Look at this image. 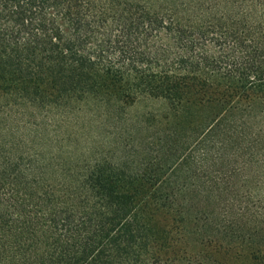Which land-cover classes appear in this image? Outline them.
Here are the masks:
<instances>
[{"label":"trees","instance_id":"obj_1","mask_svg":"<svg viewBox=\"0 0 264 264\" xmlns=\"http://www.w3.org/2000/svg\"><path fill=\"white\" fill-rule=\"evenodd\" d=\"M143 99L171 121L135 129ZM254 105L264 0H0V264H264L251 191L190 197L263 167Z\"/></svg>","mask_w":264,"mask_h":264},{"label":"rangeland","instance_id":"obj_2","mask_svg":"<svg viewBox=\"0 0 264 264\" xmlns=\"http://www.w3.org/2000/svg\"><path fill=\"white\" fill-rule=\"evenodd\" d=\"M261 108L262 110L260 111V107L254 105L245 121L250 125H246V127L248 126V130L246 131L253 132L254 137L260 141V145L257 143L258 148L264 153V105ZM167 114L168 110L165 103L151 99L140 100L128 110V116L132 119L134 126H136L135 129H138V126L144 129L145 126L151 127L155 124L163 126L171 121L169 119L170 114L165 119V115ZM147 115H150V117L154 116L156 120H148L149 122L146 121V123H143V116ZM144 135H146L145 131L142 130L140 134H137V139L143 138ZM245 160H247V156L243 153H239L238 156L236 155V161L235 158H228L226 163L230 165H228V168H225L224 172L227 173L225 178L221 180L224 175H221L219 172H217L218 174L214 172V181L210 180L207 184H200V188L203 191H201L202 193L198 197L192 194L190 196L191 202L199 206V208L214 209L217 212H220L222 209H227L235 213L239 210L240 206L246 205L248 200L247 197L240 198L238 196H232L230 191L239 190L240 192H245L249 190L254 197L259 199V204L264 205V165L263 167L260 165L249 166L245 164ZM236 168L239 170L236 171ZM230 171L234 172L229 175ZM192 184L198 186L199 183L194 181Z\"/></svg>","mask_w":264,"mask_h":264}]
</instances>
